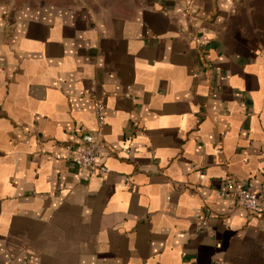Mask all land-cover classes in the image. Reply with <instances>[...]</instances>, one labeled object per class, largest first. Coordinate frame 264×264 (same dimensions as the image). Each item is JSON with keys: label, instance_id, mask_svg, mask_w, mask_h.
<instances>
[{"label": "crops", "instance_id": "1", "mask_svg": "<svg viewBox=\"0 0 264 264\" xmlns=\"http://www.w3.org/2000/svg\"><path fill=\"white\" fill-rule=\"evenodd\" d=\"M258 40L239 0H0V264H264V210L217 196L233 178L264 209ZM74 133L109 174L78 173Z\"/></svg>", "mask_w": 264, "mask_h": 264}, {"label": "built area", "instance_id": "2", "mask_svg": "<svg viewBox=\"0 0 264 264\" xmlns=\"http://www.w3.org/2000/svg\"><path fill=\"white\" fill-rule=\"evenodd\" d=\"M183 11L181 16H185ZM192 23V18H189ZM195 49L202 53L205 50V45L199 31L193 28L189 33ZM203 68H209L206 63ZM203 76V75H202ZM201 75L196 74L195 78H202ZM205 77V76H203ZM94 111L99 128H102L106 121V108L104 102L96 100L94 102ZM73 144L76 145L72 163L77 169L78 173L85 174L88 178L106 175L110 170L98 163V156L101 148V138L94 137L86 133H74L72 135ZM120 152L124 155H130L133 152L132 148H123ZM217 196L224 198L231 196L234 198L236 204L245 209L250 214L258 215L263 212L262 197L253 193V191L243 183L236 181L233 178L226 179L224 188L217 192Z\"/></svg>", "mask_w": 264, "mask_h": 264}, {"label": "rangeland", "instance_id": "3", "mask_svg": "<svg viewBox=\"0 0 264 264\" xmlns=\"http://www.w3.org/2000/svg\"><path fill=\"white\" fill-rule=\"evenodd\" d=\"M15 6L63 5L91 9L100 15H117L130 9L132 0H5ZM239 11L245 30L259 42L264 40V0H239Z\"/></svg>", "mask_w": 264, "mask_h": 264}]
</instances>
